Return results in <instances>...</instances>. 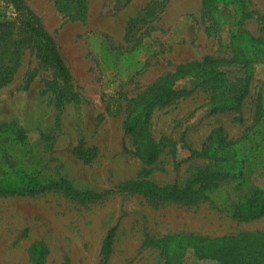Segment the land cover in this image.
<instances>
[{
  "label": "rangeland",
  "instance_id": "rangeland-1",
  "mask_svg": "<svg viewBox=\"0 0 264 264\" xmlns=\"http://www.w3.org/2000/svg\"><path fill=\"white\" fill-rule=\"evenodd\" d=\"M24 2L71 81L63 85L35 46L21 45L27 34L0 3V22L13 33L0 45L3 73L13 71L0 87V264H33L36 241L46 247L41 264H222L172 236L264 232V212L244 217L264 197V0ZM234 47L257 62L238 63ZM206 56L224 73L221 86L177 71ZM243 78L239 108L210 114L213 98L228 97ZM160 86L175 95L147 113L157 150L148 164L141 132L126 134L125 124L142 119L136 100ZM216 133L234 156L202 153Z\"/></svg>",
  "mask_w": 264,
  "mask_h": 264
},
{
  "label": "trees",
  "instance_id": "trees-1",
  "mask_svg": "<svg viewBox=\"0 0 264 264\" xmlns=\"http://www.w3.org/2000/svg\"><path fill=\"white\" fill-rule=\"evenodd\" d=\"M64 7H69L67 3L70 0H58ZM0 3L5 4L13 9L16 19L19 21L22 30L27 34V39L21 42V45L28 43L35 46L39 54V58L44 65L51 67L57 78L63 85H67L71 81L70 72L63 61L57 47L52 39L39 25L32 10L25 4L24 0H0ZM204 6H211V0H203ZM13 36L11 25L4 21L0 22V45H7ZM262 40L259 38H251L250 42L259 43ZM22 46L19 48L21 49ZM235 51V61L240 64L248 65L257 62L245 55L244 49L239 47L233 48ZM20 51V50H19ZM17 51V54L19 53ZM217 61L210 56H206L201 62L189 63L178 67L177 71L183 75L193 74L206 78L207 82H217L218 86L223 84L224 73L216 70ZM5 69L0 65V87L7 83L10 75L13 72L4 74ZM238 88L230 90L228 97L216 96L210 104V114H215L221 110H237L247 95L248 79L243 78L239 80ZM159 93H150L149 95L143 94L136 102L140 103L144 109V115L139 121L137 118L131 117L125 124V133L133 134L137 130L141 132L142 144L139 152L142 159L151 164L154 162L157 150L151 143L148 134V114L151 106L156 102L168 103L175 95L167 86H160ZM220 145V146H219ZM232 145L231 142L227 143L225 137L219 133L211 135L208 138V143L204 145L202 153L208 158L220 160L219 158L226 159L234 156L235 153L224 151L223 147ZM228 146V150L230 149ZM77 156L84 162H89L92 154L78 148L76 151ZM164 194L175 192L174 189L162 190ZM190 197L194 194H190ZM264 212V197H257L255 201L249 204L245 209V218H255ZM115 229L112 228L107 233L104 239V250L108 252L111 248ZM170 241H174L175 245L182 250L190 248L198 259H214L220 261L222 264H264V232L259 234H238V235H224L220 237H208L190 234H174ZM46 255V247L41 241H36L31 245V260L33 264H41Z\"/></svg>",
  "mask_w": 264,
  "mask_h": 264
}]
</instances>
